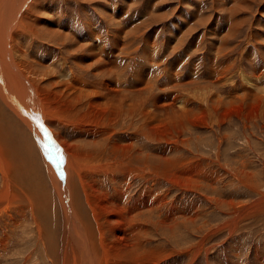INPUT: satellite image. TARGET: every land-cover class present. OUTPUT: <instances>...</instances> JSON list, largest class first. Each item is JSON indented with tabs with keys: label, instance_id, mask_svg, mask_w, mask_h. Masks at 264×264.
Returning <instances> with one entry per match:
<instances>
[{
	"label": "rangeland",
	"instance_id": "374dc122",
	"mask_svg": "<svg viewBox=\"0 0 264 264\" xmlns=\"http://www.w3.org/2000/svg\"><path fill=\"white\" fill-rule=\"evenodd\" d=\"M45 2L52 3L51 5L56 7L54 13L57 17L69 20L70 27L74 26L78 35L91 24V27L96 29L98 24L97 31L100 35L97 33V39L101 37L103 42L112 43L115 32L119 31L124 38L121 39L122 42L130 41L125 51L128 56L123 57L120 53L118 61L116 60L118 65L120 64V70L127 66L124 77L127 78V84L133 85L135 71L144 67L145 83L148 84H145V87L154 86V94H167L171 90L177 97L183 90L197 92L213 78L209 73L211 66L216 65V68L221 69L229 59L232 61L230 71L236 86L242 85L239 73L241 67L250 75H255L254 68L257 63L264 69V35L259 36L258 40H252L250 46H247L249 32L264 31V0ZM43 15L44 13H40V16ZM234 24H241V28L218 55V50L215 49L221 44L215 31L222 32L221 35L228 34L225 31L227 26ZM42 41L43 38H38L36 42L29 40L27 46L31 53L37 52L40 57L55 55L60 63L57 68L59 71L63 68V58L73 67V53L68 52L66 45L57 44L53 38ZM249 56L254 57V64H251L252 58ZM75 70L83 72L89 78L90 71H81L77 67ZM150 82L152 84L149 85ZM232 87L220 88L219 93L226 97ZM171 100H161L159 110L165 109V112L155 124L162 127L166 135L173 133L174 142H155L149 135L140 140L134 137V129L128 131V135H125L124 131L116 137L125 138L133 142L136 149L140 146L145 150L146 158L150 159V162H146L147 168L154 169L161 163L159 161L160 156H164L163 151L165 156L175 161L168 163L170 166L176 165L173 170L185 165V162L186 165L192 163L191 160L194 159L200 169L193 176L192 188H180L178 182L172 184L162 175L146 174L145 178L132 175L131 181L129 180L132 185L131 189L127 190V196L151 189L154 191L153 196L162 195L167 200V205L161 210L163 214L172 202L178 210H192L189 218L194 220L185 222L189 226V229L185 228L188 232L182 239L177 236L175 245L171 246L173 249L191 246L192 243L200 242L205 233H209L208 239L203 243L207 252L199 253L194 264H264V212L240 220L238 228L234 225L236 230L234 229L233 234L228 231L231 227L226 229L227 225L224 226V222L238 209L259 201L264 192V118L256 114L250 117L245 113L232 114L224 121L210 122L208 119V125H205L197 102L193 106H187L181 105L178 98ZM149 105L158 109L156 105ZM173 112L177 114L174 115ZM68 127L61 124L53 126L64 138L81 146L83 143L87 145L93 137H83L82 132ZM113 142L114 136L103 143L109 150L116 151V148L111 147ZM101 144L98 142L97 146ZM134 147L133 151L136 150ZM0 149V193L4 183L1 173L3 169L8 174L5 181L9 188L7 202L0 200L3 205L0 206V264H51L42 249L54 241H60L55 234L63 232L62 226L57 224L63 222L61 201L48 181L50 179L47 180L46 166L42 165L43 149L38 145L37 138L28 125L1 99ZM151 158L156 159V162L151 163ZM84 178L87 179V175H84ZM88 179L91 180L90 177ZM101 179L108 189L119 182V186H127L126 178L119 174L116 175L115 182L110 181L109 177ZM78 186L80 188V184ZM78 194L80 195L79 190ZM82 199L83 207L87 209L85 197ZM51 215L54 217H50ZM87 217L91 220L89 215ZM176 219L180 223L186 220L182 215ZM42 221L49 227L45 228L47 232L43 233L40 240ZM219 228V231L211 232ZM161 240L164 241L163 238ZM163 246L166 249L171 248L167 243ZM167 252L170 255L162 264L189 263V255L175 250ZM54 264H59V260H54Z\"/></svg>",
	"mask_w": 264,
	"mask_h": 264
},
{
	"label": "bare ground",
	"instance_id": "6f19581e",
	"mask_svg": "<svg viewBox=\"0 0 264 264\" xmlns=\"http://www.w3.org/2000/svg\"><path fill=\"white\" fill-rule=\"evenodd\" d=\"M51 4L45 0H0V99L28 125L37 138L38 145L43 149L42 165L46 166L47 180L50 179L48 181L60 199L63 210V222H57L63 232L55 234L60 241L43 248L44 255L51 264L56 259L59 264H162L170 255L167 251L175 250L189 255L188 264H194L199 253L207 252L203 243L209 233L191 246L172 248L177 236L182 239L188 232L185 228L189 229V226L185 222L194 220L189 218L192 210H178L172 202L163 214L161 210L167 205L164 196H153L151 189L132 196H127V192L131 189L129 180L132 175L145 178L146 174L162 175L172 184L178 182L180 188H192V179L199 172V164L193 159L192 163L186 165L185 162V165L173 170L176 165L170 166L168 163L175 161L165 156L163 151L164 156L159 154L161 163L154 169L147 168L146 162H150V159L146 158L145 150L138 145L136 149L133 142L116 136L124 131L128 135V131L134 129V137L140 140L149 135L155 142H174L173 133L166 135L155 121L165 112V109L159 110L161 100L174 101L177 98L181 105L193 106L197 102L205 125H208V119L210 122L224 121L232 114L245 113L247 117L256 114L264 118L263 66L255 64V75L248 74L241 67L242 85L236 86L230 71L232 61L229 59L221 69L216 65L211 66L209 73L213 78L197 92L187 89L177 97L171 90L167 94H154V86L145 87L144 67L135 71L133 85L127 84V78H124L127 66L120 70L116 60L120 53L123 57L128 56L125 51L130 41L122 42L119 31L115 32L110 46L101 37L97 39L98 24L96 29L91 24L82 36L78 35L74 26L70 27L69 20L57 17L54 13L56 7ZM40 13L44 15L40 16ZM239 28L241 24L228 25L225 30L228 34L222 35V32L215 31L221 44L215 49L218 55ZM253 32L248 33L247 46L264 35V31ZM252 35L254 38L251 39ZM38 38H43V41L53 38L57 44L66 45L68 52L73 53V67L63 58V68L59 71L60 63L55 55L40 57L37 52L31 53L28 42H36ZM116 50L121 52L117 53ZM249 57L252 58L251 64H254V57ZM76 67L81 71H90L89 78L75 70ZM227 86L233 87L224 97L219 89ZM149 104L156 105L158 109L151 108ZM58 124L82 132L83 137H93L88 146L70 142L53 128ZM113 136L111 147L116 151L109 150L103 143ZM98 142L102 144L97 146ZM151 159V163L156 162V159ZM1 173L4 183L0 200L7 202L9 188L5 180L8 174L4 169ZM117 174L126 178V188L119 186L120 182L111 189L105 187L101 177H109L110 181L115 182ZM84 175H87V179ZM83 196L87 209L83 207ZM0 206L3 207L1 203ZM261 212H264V192L259 201L238 209L227 220L230 222H224V226L227 225L226 229L231 227L228 231L233 234L239 222ZM179 215L186 220L178 222L176 218ZM42 226L40 240L47 232L45 228L49 227L44 221ZM164 243L173 246L166 249Z\"/></svg>",
	"mask_w": 264,
	"mask_h": 264
},
{
	"label": "snow or ice",
	"instance_id": "6c2138e0",
	"mask_svg": "<svg viewBox=\"0 0 264 264\" xmlns=\"http://www.w3.org/2000/svg\"><path fill=\"white\" fill-rule=\"evenodd\" d=\"M41 126V128H43V125H40ZM46 135H47V132H46Z\"/></svg>",
	"mask_w": 264,
	"mask_h": 264
}]
</instances>
